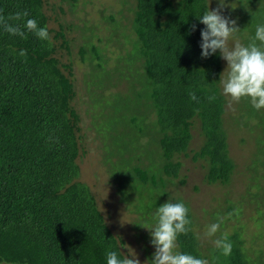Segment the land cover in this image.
<instances>
[{
    "label": "trees",
    "instance_id": "1",
    "mask_svg": "<svg viewBox=\"0 0 264 264\" xmlns=\"http://www.w3.org/2000/svg\"><path fill=\"white\" fill-rule=\"evenodd\" d=\"M61 2L69 5V12L75 5V11L85 5L78 0ZM248 3L247 11L238 7L235 21L242 44L248 42L256 24L264 23V0ZM134 4L132 14L127 16L123 10L119 18H124L132 37L139 57L138 71L132 74L134 79L130 75L128 85L112 87L113 91L116 87L125 90L131 97L125 99L122 109L114 107L118 110L119 129L128 127L126 133H118L124 144L111 158L125 161L126 174L141 189L157 191L163 202L180 200L171 197L167 187L185 184V178L179 177L181 159L202 162L203 181L227 188L224 205L217 206L216 214L210 213V223L203 224L181 200L188 208L189 224L188 230L176 238L177 250L199 256L207 264H252L254 255L249 253L242 234L244 227L233 219L242 198L264 196V165L257 164L261 149L253 145L256 137L251 144L253 151L248 153L251 163L244 167L249 175L245 188L239 190L242 195L230 194L236 165L229 154L228 125L240 120V127L233 128L232 133L242 136L255 127L252 125L250 130L244 123L247 113L221 94L218 79L224 66L218 53L207 58L199 56V30L203 25L194 16L208 2L134 0ZM17 12H27L38 25L46 26L49 39L40 40L31 32H26L24 38L9 35L0 25V264H105L106 248L117 250L118 255L119 251L126 253L124 241L105 222L89 187L79 180L77 160L83 150L79 146L81 119L74 102L77 92L73 61L62 63L57 55V48L70 55L69 43L60 25L52 36L42 0H0V19L22 27L26 17L16 18ZM115 19L118 15L111 13L105 21L112 24ZM192 25L196 26L194 31ZM85 32L90 33L93 42L90 47L80 43L79 60L84 67L90 63L94 72L108 80L111 73L106 65L112 59L101 49L104 38L94 36L93 31ZM21 48L23 56L18 54ZM125 56L121 53L114 58L116 65L112 60L117 76L126 71L121 58ZM240 102L245 104L243 110L258 121L264 117V107L254 109L247 97L240 98ZM229 104L233 105L231 114L227 113ZM127 108L132 111L123 112ZM145 137L153 139L157 147L156 162L140 151ZM243 139L240 137V144L245 142ZM114 141L119 144V140ZM226 220L232 223L226 226ZM211 223L218 227L208 235ZM198 224L204 241L198 235ZM221 237H227L232 245L226 256L213 244ZM255 256L258 264H264V252L259 250Z\"/></svg>",
    "mask_w": 264,
    "mask_h": 264
},
{
    "label": "rangeland",
    "instance_id": "2",
    "mask_svg": "<svg viewBox=\"0 0 264 264\" xmlns=\"http://www.w3.org/2000/svg\"><path fill=\"white\" fill-rule=\"evenodd\" d=\"M42 1L43 10L48 20V28L52 31V36L59 30L60 25L63 28L65 39L69 43L71 51V54L68 55L66 50L57 48V55L61 57L62 63L69 64L70 59L73 61V78L77 92L74 102L75 109L81 119L79 124L81 127L79 146L83 150V155L81 153L77 160L80 170L79 180L89 187L99 211L108 226L112 228L114 234L135 251L140 261L145 258L150 259L153 248L148 243V230L143 227L152 223V213L159 203H163L162 196L158 195L157 191L141 189L126 174L124 169L125 161L111 158L115 156L114 152L117 154L120 151L118 150L120 145L124 144V139H119L120 135L118 133H126V127H128L121 126V129H119L118 110H115L114 107L122 109L126 103L125 99L131 97L128 96V92L117 89V87L121 83L128 85L130 75L134 79L132 74L138 71L136 65H138L139 57L132 46V37H130L126 26H124L126 24L124 18H119L120 11L123 10L127 16L132 14L135 6L134 0H78L85 4L82 6L84 8H82L83 11L80 7L75 11V5L70 12L69 5L62 3L61 0ZM207 2L209 9L217 6L216 3H213V0H207ZM247 2L248 0H226L227 4L231 3L229 7L235 8L231 10L229 8L224 10L225 8H223L222 14L236 21L239 15L238 7L239 10L241 7L244 11H247L249 8V3L247 5ZM79 10H81V13H79ZM111 13L115 16L118 15V19H115L112 24H107L105 19ZM86 25L87 27H85ZM68 26H72V28L67 29ZM74 26L80 27V32L73 28ZM88 26L92 27V29L88 28ZM103 26L105 30H101ZM86 29L88 32L93 31L94 36L104 38L105 42L101 49L108 53L115 65L117 64L115 60L119 58L118 56L121 53L123 56L127 54L125 57H121L124 58L122 65L126 69L124 74L117 76L118 72L113 69L112 60H109L106 65V69L111 73L108 80H104L102 73L94 72L89 62V64L86 62L88 65H85V67L81 64L78 56L80 43L90 47L93 42V40H89L90 33L85 32L87 31ZM241 35L244 36V33H241ZM235 42L241 43L240 34L237 32L229 39L228 46L231 47ZM58 43H60V40H57ZM116 43L120 47H117ZM223 66L225 67L224 60ZM113 85L117 86L114 91ZM110 87L111 89H109ZM99 90L102 94H97ZM231 102L247 113L248 117L245 116L244 123L247 124L249 129L251 130L250 127L252 125L253 128L255 127L251 133L250 131L248 133L245 132L242 136L241 133H232L233 128H236V126L240 127V120H234L233 123L230 121V125H228V131H230L228 149L230 157L236 165V173L228 190L230 189V194H234L233 196H240L242 194H240L239 190L245 188L244 183L249 175L244 167L246 164L251 163L248 153L251 149L253 151L252 147L255 146L257 148L260 145L261 153L258 154L256 160L258 165H264V117H261L258 121L257 117L250 115L247 109L243 110L245 104L241 103L240 99L237 101L231 100ZM232 104H229L227 113L231 114L233 112ZM108 110H110L109 114H107ZM130 111L132 110L127 108L123 112ZM240 112L239 114H241ZM234 116L238 118L237 114ZM258 125L260 126L256 127ZM112 135L115 136L111 137ZM240 137L244 138L245 142L243 144L239 142ZM145 138L146 141L141 143L142 149L140 151L145 153L150 161L156 162L158 156L157 147L154 146L153 139ZM255 138L254 143L256 145L252 143ZM114 140H119V144H114ZM132 142L130 141V143ZM133 143L135 144V142ZM181 161L182 168L179 177L183 176L185 178V184L176 187L169 185L170 187H167L168 192L171 193V197L174 196L175 199L188 203L190 210L198 218V222L200 221L203 224L210 223V216L216 214L214 210L217 206L219 208L224 205L223 195L227 188L224 189L218 185L210 186L203 181L202 162L193 163L190 159H181ZM262 180L264 182V179ZM253 182H256V179ZM259 182L257 183L259 184ZM242 204L243 209L240 208ZM133 212H136L137 215H134ZM211 212L213 213L210 215ZM234 212L236 214L233 221L238 226L244 227L242 234L248 242L249 253L251 256L254 255L250 260L252 264H258L259 261L255 258V255L259 250L264 252V196L242 198L241 204H236ZM224 222L226 226L232 223L227 220ZM227 230H229V227ZM197 231L202 239L201 241H204L206 237L202 236L200 225ZM126 245L123 246V251L127 254L130 250ZM175 250H177V245Z\"/></svg>",
    "mask_w": 264,
    "mask_h": 264
},
{
    "label": "clouds",
    "instance_id": "3",
    "mask_svg": "<svg viewBox=\"0 0 264 264\" xmlns=\"http://www.w3.org/2000/svg\"><path fill=\"white\" fill-rule=\"evenodd\" d=\"M230 4H225V0H217L216 7L209 9L207 6L194 16L199 24L203 25L199 30V56L207 58L218 53L219 57L225 61V67L218 79L221 94L233 101L247 97L252 107L259 109L264 107V23L255 25L246 44L235 42L229 47V39L238 30L235 27V19L222 14L224 7L230 10L235 8L229 7ZM14 16L26 17L22 27L0 19L4 32L20 38H24L26 32H31L40 40L49 39L47 27L38 25L37 20L29 17L27 12H17ZM195 27L192 25L193 31ZM18 54L23 56L24 49L21 48ZM190 98H192L191 94ZM187 213L188 208L183 201L172 202L166 199L154 208L152 223L143 227L148 230V243L153 248L151 258L140 261L135 251L124 244L130 250L127 254L119 251L118 255L117 250L105 249V264H207V261L199 256L175 250L177 236L188 230ZM217 227L216 223L208 225L207 234L215 233ZM213 244L225 256L232 247L227 237L215 239Z\"/></svg>",
    "mask_w": 264,
    "mask_h": 264
}]
</instances>
